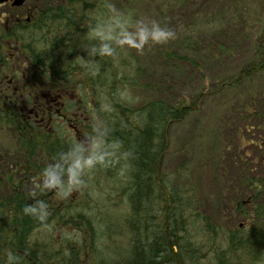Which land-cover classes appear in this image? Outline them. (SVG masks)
Returning a JSON list of instances; mask_svg holds the SVG:
<instances>
[{"label": "trees", "instance_id": "trees-1", "mask_svg": "<svg viewBox=\"0 0 264 264\" xmlns=\"http://www.w3.org/2000/svg\"><path fill=\"white\" fill-rule=\"evenodd\" d=\"M139 1L125 0V12L115 13L109 0H45L30 21L0 30V72L17 70L6 55L14 43L28 61V74H0V135L14 141L8 152L0 149V264H7L9 253L19 264H264L263 177L243 173L230 216L217 220L203 208L188 162L163 171L169 127L193 113L204 92L171 99L165 82L192 76L210 38L219 36L216 29L236 22L245 2L236 1V10L213 23L210 36L189 26L172 39L177 49L142 64L121 48L125 34L134 36ZM239 39H225L219 53L232 55ZM252 43L253 55L221 88L264 71V29ZM184 59L192 67L178 62ZM137 92L144 101L134 106ZM37 94L56 101L66 95L63 118L46 100L32 111L22 108L36 104ZM72 113L79 114L74 122ZM257 126L264 159V120ZM92 154H102L103 163L84 168L85 186L73 185L63 197L73 159ZM44 167L61 184L45 187ZM30 204L36 212L28 216L23 208ZM44 212L50 215L38 221Z\"/></svg>", "mask_w": 264, "mask_h": 264}, {"label": "rangeland", "instance_id": "rangeland-1", "mask_svg": "<svg viewBox=\"0 0 264 264\" xmlns=\"http://www.w3.org/2000/svg\"><path fill=\"white\" fill-rule=\"evenodd\" d=\"M44 1L27 0V3L42 5ZM236 1L238 0H200L194 3L183 0H140L136 5L140 18L133 33L135 36L144 25L150 28L151 20H156L159 23L165 21L163 27L171 29L175 34L192 26L202 29L206 36H210V26L223 20L228 12L236 10ZM124 2L125 0H109L111 10L115 13L125 12ZM244 2L242 4L246 5V9L235 18L236 22L231 19L216 29L219 36L210 38L212 46L204 53L205 58H197L200 68L195 66L192 76L183 75L178 79L170 77L165 82L171 99L180 100L197 92H205L193 113L169 127L170 142L163 161V171L171 172L183 161L188 162L189 174L203 208L217 220L230 216L232 199L237 195L243 173L264 178V159L258 147L261 131L257 126L264 120V71L249 80L243 77L239 86L227 85L221 88L222 80L237 75L253 55L255 49L252 41L255 36L262 35L264 29V0ZM6 10H9L8 5L0 7V20L4 19L3 13ZM200 15L202 18L197 19ZM234 28L238 29L239 34L233 33ZM222 29L224 36L221 35ZM232 36L240 38L233 54H220L219 45ZM17 45H10L6 55L12 60L14 69H27L26 57L17 49L14 50ZM124 48L133 59L142 64L143 60L149 64L155 63L153 60H156V54L166 48L177 49L172 39L164 44H154L150 38L142 52L127 46ZM183 61L188 67H192L190 60L178 62ZM167 74L160 73L161 76ZM151 80L155 81L154 77H150L149 81ZM25 84L31 85V80L28 79ZM136 94L137 98L132 102L134 106L137 103V106L141 105L144 101L142 92ZM13 146L12 139L0 135L1 150L8 152ZM101 180L103 185L110 184ZM96 193L95 191L94 195ZM109 247L112 249L114 242Z\"/></svg>", "mask_w": 264, "mask_h": 264}, {"label": "clouds", "instance_id": "clouds-1", "mask_svg": "<svg viewBox=\"0 0 264 264\" xmlns=\"http://www.w3.org/2000/svg\"><path fill=\"white\" fill-rule=\"evenodd\" d=\"M175 32L171 29L162 27L161 24L156 20H151V27L149 28L147 25L140 27L135 36L132 34H125L124 39L121 41V48L127 46L128 48H134L138 52H142L144 46L148 44L149 38L151 42L154 44H164L167 43L170 39L175 38ZM135 37H138L135 38ZM104 54L107 56H112L113 51L110 48L105 47L103 50ZM95 75V74H94ZM128 153H125V157H127ZM103 163V155L92 154L87 157H77L73 159L72 164L68 169L69 178H68V190L63 193V197L69 196L73 192V185H75L76 189H81V186H85L86 181L80 178V173L84 168H93L98 164ZM121 174H123L121 172ZM40 179L43 180L44 186L48 189L55 188L58 184H61L59 177L49 171L48 167H44L40 172ZM42 203V202H38ZM43 207H47V205H43ZM36 212V208L33 205H25L23 208V213L25 215H32ZM50 215V212H44L43 214L36 217V219L40 222L46 221L47 217ZM7 264H19V257L9 253L7 257Z\"/></svg>", "mask_w": 264, "mask_h": 264}, {"label": "flooded vegetation", "instance_id": "flooded-vegetation-1", "mask_svg": "<svg viewBox=\"0 0 264 264\" xmlns=\"http://www.w3.org/2000/svg\"><path fill=\"white\" fill-rule=\"evenodd\" d=\"M5 5H8L9 10H6V12L3 13L5 14V16H4V19H1V21L4 22V27L6 29L8 28V25L11 23H12V26L17 27L23 23L21 21L22 19L26 18L29 21L31 17L33 16L34 9L32 8V6H29V5L25 6L23 8V12L20 13L17 9H21V8L13 6L12 1H9ZM0 7H3V5ZM8 30L10 32V29ZM0 74H27V73L25 71H17V72H0ZM55 105L63 106V104H60L59 102H57V104H52L51 106L53 107ZM21 106L22 108H25L26 110L32 111L36 105H29L24 102Z\"/></svg>", "mask_w": 264, "mask_h": 264}, {"label": "water", "instance_id": "water-1", "mask_svg": "<svg viewBox=\"0 0 264 264\" xmlns=\"http://www.w3.org/2000/svg\"><path fill=\"white\" fill-rule=\"evenodd\" d=\"M5 1H7V0H0V3L5 2ZM23 3H24V0H15L14 1V4L15 5H21Z\"/></svg>", "mask_w": 264, "mask_h": 264}, {"label": "bare ground", "instance_id": "bare-ground-1", "mask_svg": "<svg viewBox=\"0 0 264 264\" xmlns=\"http://www.w3.org/2000/svg\"><path fill=\"white\" fill-rule=\"evenodd\" d=\"M160 191H161V190H160ZM184 215H186V214H184ZM105 227H106V226H105ZM195 254H196V253H195ZM195 254H194V255H195ZM177 258H178V257H177ZM197 258H198V257H197ZM191 261H192V260H191Z\"/></svg>", "mask_w": 264, "mask_h": 264}]
</instances>
